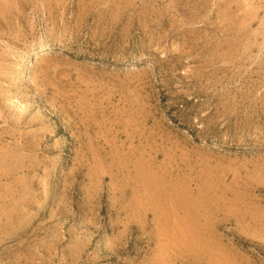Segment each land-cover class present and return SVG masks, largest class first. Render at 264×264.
Returning a JSON list of instances; mask_svg holds the SVG:
<instances>
[{"label":"rangeland","instance_id":"rangeland-1","mask_svg":"<svg viewBox=\"0 0 264 264\" xmlns=\"http://www.w3.org/2000/svg\"><path fill=\"white\" fill-rule=\"evenodd\" d=\"M0 264H264V0H0Z\"/></svg>","mask_w":264,"mask_h":264}]
</instances>
